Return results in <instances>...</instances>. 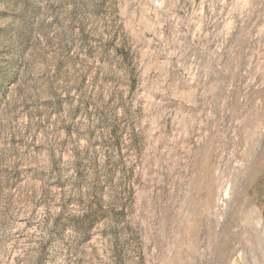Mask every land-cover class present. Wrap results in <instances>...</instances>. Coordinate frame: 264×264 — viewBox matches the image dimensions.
<instances>
[{
	"label": "rangeland",
	"instance_id": "1",
	"mask_svg": "<svg viewBox=\"0 0 264 264\" xmlns=\"http://www.w3.org/2000/svg\"><path fill=\"white\" fill-rule=\"evenodd\" d=\"M0 264H264V0H0Z\"/></svg>",
	"mask_w": 264,
	"mask_h": 264
},
{
	"label": "clouds",
	"instance_id": "2",
	"mask_svg": "<svg viewBox=\"0 0 264 264\" xmlns=\"http://www.w3.org/2000/svg\"><path fill=\"white\" fill-rule=\"evenodd\" d=\"M72 95H73V96H76L77 94H76L75 92H73ZM43 98H49V97H43ZM74 106H75V105H73V107H74ZM53 119H56V118L53 117ZM59 137H60V139H63V138H64V134L61 132V133L59 134Z\"/></svg>",
	"mask_w": 264,
	"mask_h": 264
}]
</instances>
